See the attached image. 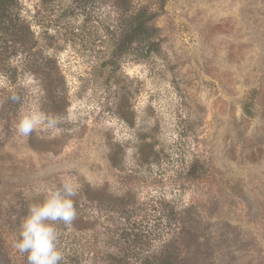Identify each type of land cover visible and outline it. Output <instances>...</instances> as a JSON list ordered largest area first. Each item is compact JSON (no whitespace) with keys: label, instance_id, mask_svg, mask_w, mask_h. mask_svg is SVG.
I'll use <instances>...</instances> for the list:
<instances>
[{"label":"rangeland","instance_id":"rangeland-1","mask_svg":"<svg viewBox=\"0 0 264 264\" xmlns=\"http://www.w3.org/2000/svg\"><path fill=\"white\" fill-rule=\"evenodd\" d=\"M18 1L31 41L0 39V264H28L23 220L63 178L79 193L60 264H264V0ZM32 109L57 125L21 137Z\"/></svg>","mask_w":264,"mask_h":264},{"label":"clouds","instance_id":"clouds-1","mask_svg":"<svg viewBox=\"0 0 264 264\" xmlns=\"http://www.w3.org/2000/svg\"><path fill=\"white\" fill-rule=\"evenodd\" d=\"M45 122L55 127L57 118L46 116L37 109L22 111L15 125L16 132L21 137H27ZM45 191L42 202L29 206L21 226V239L15 243L19 252L28 254V264H60L63 253L57 246L59 233L55 223L69 226L77 217L74 200L79 193L77 183L63 178L60 186Z\"/></svg>","mask_w":264,"mask_h":264},{"label":"trees","instance_id":"trees-1","mask_svg":"<svg viewBox=\"0 0 264 264\" xmlns=\"http://www.w3.org/2000/svg\"><path fill=\"white\" fill-rule=\"evenodd\" d=\"M27 19L18 0H0V27L5 33L2 36H10L9 41L0 36L5 45L2 49H5L7 54H14L20 47H28L31 31ZM5 22H8L7 26L3 25Z\"/></svg>","mask_w":264,"mask_h":264}]
</instances>
